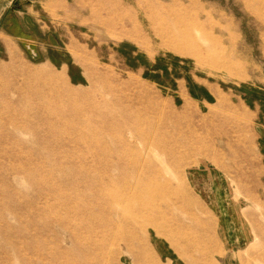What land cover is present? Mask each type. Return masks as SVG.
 <instances>
[{"label": "rangeland", "instance_id": "obj_1", "mask_svg": "<svg viewBox=\"0 0 264 264\" xmlns=\"http://www.w3.org/2000/svg\"><path fill=\"white\" fill-rule=\"evenodd\" d=\"M8 65L0 264H184L201 147L255 185L254 154L216 161L250 137L238 101L264 125V0H0Z\"/></svg>", "mask_w": 264, "mask_h": 264}, {"label": "crops", "instance_id": "obj_2", "mask_svg": "<svg viewBox=\"0 0 264 264\" xmlns=\"http://www.w3.org/2000/svg\"><path fill=\"white\" fill-rule=\"evenodd\" d=\"M236 105L239 107L235 110L252 121L250 137L237 147L235 159H218L216 163H247L246 157L254 154L260 173L254 178L255 185L250 186V182L246 187V182L215 167L214 161L208 158L211 151L201 147L200 158L193 168L210 201L206 203L200 198L202 203L196 202L190 209H185L191 217L190 224L185 223L184 230L182 227L185 252L179 239L178 250L173 248L178 258L185 260L184 264H264V225L257 223L251 206L255 196H261V190H264V125L257 126L256 113L242 99ZM240 125V129L245 130L246 125ZM161 233L165 237V233ZM188 240L193 247L189 246Z\"/></svg>", "mask_w": 264, "mask_h": 264}, {"label": "bare ground", "instance_id": "obj_3", "mask_svg": "<svg viewBox=\"0 0 264 264\" xmlns=\"http://www.w3.org/2000/svg\"><path fill=\"white\" fill-rule=\"evenodd\" d=\"M192 4H194V2H191ZM116 8H117V6H116ZM117 10V9H116ZM113 11H114V9H113ZM159 11V10H158ZM156 14V13H155ZM126 20V19H125ZM122 23H124V22H122ZM122 30V29H121ZM124 30V29H123ZM127 33H129V32H126V34ZM124 35V34H123ZM182 33L181 32H179V31H177L176 33H175V35H174V38L173 39H169V45L171 46V47H173V45L177 42L178 44H180V43H182L183 41H184V39H183V37H182ZM179 46V45H178ZM11 65H8V66H0V73L1 74H3V75H5V74H8L9 72H10V70H11V67H10ZM19 72V71H18ZM28 80V79H27Z\"/></svg>", "mask_w": 264, "mask_h": 264}, {"label": "trees", "instance_id": "obj_4", "mask_svg": "<svg viewBox=\"0 0 264 264\" xmlns=\"http://www.w3.org/2000/svg\"><path fill=\"white\" fill-rule=\"evenodd\" d=\"M16 37H19V38H25L26 39V36L25 35H20V34H15Z\"/></svg>", "mask_w": 264, "mask_h": 264}]
</instances>
